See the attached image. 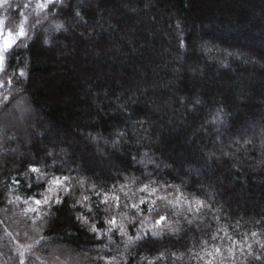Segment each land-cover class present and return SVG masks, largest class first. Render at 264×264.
Segmentation results:
<instances>
[{
	"label": "trees",
	"instance_id": "obj_1",
	"mask_svg": "<svg viewBox=\"0 0 264 264\" xmlns=\"http://www.w3.org/2000/svg\"><path fill=\"white\" fill-rule=\"evenodd\" d=\"M0 55V264H264V0H0Z\"/></svg>",
	"mask_w": 264,
	"mask_h": 264
},
{
	"label": "rangeland",
	"instance_id": "obj_2",
	"mask_svg": "<svg viewBox=\"0 0 264 264\" xmlns=\"http://www.w3.org/2000/svg\"><path fill=\"white\" fill-rule=\"evenodd\" d=\"M59 28L62 29L63 31V27H61V25L59 23H56V22H52L49 26H47V28H45V30H43L48 36H49V39H47V42L52 38L53 35H56L59 31ZM46 42V43H47ZM19 107H22L21 103H19L18 105H16V107H13L12 109H15L18 110ZM23 108V107H22ZM11 109L9 110H6L2 117L4 118L6 115H9V113L11 112L10 111ZM25 111L26 113L28 112V110H23ZM4 112V111H3ZM25 114V113H24ZM23 113L20 114V115H24ZM21 116V117H22ZM9 219V218H8Z\"/></svg>",
	"mask_w": 264,
	"mask_h": 264
},
{
	"label": "snow or ice",
	"instance_id": "obj_3",
	"mask_svg": "<svg viewBox=\"0 0 264 264\" xmlns=\"http://www.w3.org/2000/svg\"><path fill=\"white\" fill-rule=\"evenodd\" d=\"M9 35H11V33H9ZM20 35L21 36L24 35L23 28L20 29ZM6 46L10 47L11 45H6ZM2 60H3V57H2V55H0V62H2ZM33 171H36V169H33ZM55 183L59 184V183H61V181L57 180V181H55ZM37 203H39V201H37ZM113 223H114V221H113ZM217 251H219V250H217Z\"/></svg>",
	"mask_w": 264,
	"mask_h": 264
}]
</instances>
